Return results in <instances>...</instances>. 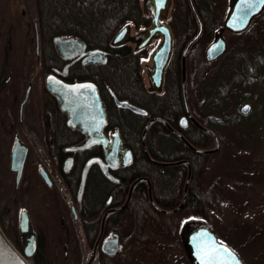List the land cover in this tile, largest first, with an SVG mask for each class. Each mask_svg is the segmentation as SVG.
Instances as JSON below:
<instances>
[{
  "label": "flooded vegetation",
  "instance_id": "1",
  "mask_svg": "<svg viewBox=\"0 0 264 264\" xmlns=\"http://www.w3.org/2000/svg\"><path fill=\"white\" fill-rule=\"evenodd\" d=\"M145 1L146 0L141 1L142 9ZM198 1L199 0H193V3L201 17ZM181 2L182 0H170L167 16L163 18L161 22L171 29L173 35L170 60L176 55L182 62L183 55L189 42L199 31V24L192 10L190 0H186L189 16L193 17L195 21H192L190 17L185 15L184 11H178ZM6 3H8L6 9L12 14L13 18V22L8 21L7 23H2L3 26L6 24L12 28L10 35L7 34L8 42H12L13 39H20V42L24 41L25 43L33 45L37 64L43 66L42 37L39 31L36 8L33 0L32 3L35 13L33 19L31 18V11L28 7L27 0H6ZM175 11H178V13L174 14ZM227 14L228 13L225 15L227 16ZM144 15H146L149 20L147 24L139 26L132 24L130 33L132 38L123 44H111L107 49L89 48L87 45L86 51L99 49L104 52L103 55L85 54L81 58L74 57L67 61L61 55L55 44V39L58 37L63 39L76 37L57 36L53 38L54 54L52 55V52L47 53L50 59H55L54 62L49 64V68H41L40 66V68L34 70L23 71L24 74L15 77V79L13 74L6 68L0 70V98H3V100L12 98L15 105L19 103L17 127L7 133L8 137L12 140L9 159L10 171L11 153L16 139L19 138L28 148V156L18 188H16L15 181L16 173L11 171L15 189L18 191L23 179L30 173L33 176V180L29 182L30 187L35 188V186H39L46 188L56 199L60 207L65 205L64 208L58 209L56 213L51 215V219L56 220L59 226L53 233L40 227L35 228L28 210L23 209L20 212V215L23 211L29 214L31 223L30 233L34 234L36 237L37 251L40 245L41 234L45 237L48 234L51 236L49 241L56 246L58 245V251L63 250L65 259L68 258V254L71 251L79 253L81 264H86L92 254H94V258L91 264H168L170 258L169 256L165 257V251L168 249H165V246L158 241L161 240V237L165 235L169 237L170 235L172 238H167L166 241L168 242L169 239L170 243V239H172L171 244L174 242V244L178 246L177 250L181 257L180 259L175 257L176 260H171V263L180 264L182 260L183 264H191L186 255L180 237L181 230L178 228L177 223L173 220L162 218L159 214L153 213L150 209L151 207L156 210L152 201L157 205L153 194V181L151 177L152 175H157L156 170L149 169V174L151 176L137 174V169L139 167L136 163L140 151L136 150L135 147L138 137L141 139L142 156L145 161H149L142 143L145 132L146 140L149 131L153 128L152 139L155 140V142L152 143V147L157 154L163 156L164 152L162 147L167 145L164 140L170 139V136H172L174 139L179 138L182 140L184 146H188L179 134L184 137L185 131L192 132L194 128H199L187 114L182 84L179 90L176 86L166 85L167 68L164 73V81L161 89L155 88L151 83L149 78L152 64L151 58L162 38H153L150 41H144L140 37L136 38L142 31L148 29L153 24V15L150 12ZM223 23L224 21L218 26L214 24L210 25L209 28L213 30L209 32L208 30L205 31L203 22V30L200 38L203 33H207L211 38L210 42L203 50L204 59L208 45L214 40L216 31L223 26ZM17 28L20 29L19 33H16ZM36 29L38 30L39 56L36 54ZM225 34L232 33L225 31ZM179 38L182 39L181 43L179 42ZM200 38L193 43L186 52V67L187 59L192 52L193 56H196L198 53L196 46ZM225 38L228 45L227 37ZM2 41L0 35V46ZM122 48H126L132 51L133 54L139 55L143 83L127 88L119 87L118 91H116L108 85H102L99 81L101 75L92 74L91 71L95 69V67L107 65L111 57L120 56L122 52L119 50ZM225 55L212 63L220 61ZM148 58L150 59V63L144 64V60ZM69 63H71V65L67 70H64L65 66ZM210 74V69H206L203 82L200 81L197 83L196 92L199 97L202 84L206 86L204 81L209 79ZM91 75L93 76V78H91L92 80L90 79ZM50 76L69 85L82 82H92L96 85L100 98L105 105L107 117V123L103 128V132L99 134V137L108 139V148H106L104 142H100L99 140L91 145H87V142L90 140L89 135L85 134L79 127L68 125L69 113L61 109L57 98L51 94L47 87V80ZM14 80L21 85H18V87L15 88L16 90L12 92L6 91L9 84ZM29 86H31L30 95L27 103L24 105L21 120L20 108ZM177 93L180 94V97ZM186 97L189 106L190 97L187 94V90ZM115 98L121 102H128L146 111V114L136 113L119 106ZM179 98L184 107L183 112L178 109L180 101L177 100ZM244 105L245 104L239 108L241 113H243L242 107ZM2 108L3 107L0 106V110H2ZM189 110L192 117L199 124L213 131L195 117L191 112L190 106ZM250 111L251 108L248 113ZM155 118L159 119L154 120L146 130L149 122ZM184 118H186V121L183 120ZM24 129L26 131H24ZM116 139H120L123 145L122 149L118 151L119 155L117 158L114 157V153L109 154L113 150L112 147H114V141ZM171 148L174 150L176 149L175 147ZM91 159H95L96 162L91 166L85 186L83 190H81L83 170ZM156 161L172 163L166 160ZM154 165L159 168L160 174H166L170 166ZM105 166H107V170L112 179L106 176L103 170ZM182 225L183 223L181 226ZM166 227L168 230L165 229ZM21 235L23 236L24 245L25 235ZM49 241L44 239L45 249L49 247ZM114 246L117 247V250L114 254H111L110 252H112ZM52 247L55 246L53 245ZM177 250L175 249V251Z\"/></svg>",
  "mask_w": 264,
  "mask_h": 264
},
{
  "label": "trees",
  "instance_id": "2",
  "mask_svg": "<svg viewBox=\"0 0 264 264\" xmlns=\"http://www.w3.org/2000/svg\"><path fill=\"white\" fill-rule=\"evenodd\" d=\"M142 0H33L36 8V17L39 31L42 37V64L41 68H49V64L55 59L47 56L48 52L54 54L53 38L57 36L76 37L86 42L89 48L107 49L111 46L114 36L127 24H147L148 18L144 15ZM201 18L205 25V31H212L209 26L221 24V21L214 20L216 12L210 8L215 7L211 0H207V7L203 8L200 1ZM6 0H0V35L3 40L0 46V70L6 68L15 77L24 74L23 71L40 68L34 54L33 45L13 39L8 42L7 34L10 35L12 28L2 23L13 22L12 14L6 9ZM184 11L189 16L186 0H182L178 11ZM175 11L174 14H177ZM218 13V12H217ZM224 15V14H223ZM222 15V17H224ZM223 19V18H222ZM214 28V26H213ZM20 29L17 28L16 33ZM264 12L259 14L250 27L238 34L242 48L237 49L232 55H225L220 61L215 82L209 86L202 84L200 97L197 95V83L203 82L204 71L214 70V63H207L203 58V50L211 38L203 33L196 50V56L192 54L187 59V84L186 90L189 95V106L191 112L204 125L211 128L219 141L221 148L216 153L201 154L188 146L183 145L179 138L164 140L170 150L176 148L172 155H159L152 147L155 140L152 139L153 128L146 137L147 149L155 160H166L179 162L186 160L190 164L170 165L166 174H160L159 168L145 161L143 158L141 139L136 140V150L140 151L136 165L137 174L148 175L149 169L156 170L157 175L151 176L153 181V194L157 205L163 210H174L182 203L185 194V187L191 169L190 179L187 186L186 202L178 212L166 215L159 211L150 209L153 213L159 214L166 220H173L178 228L181 224L191 219H204L211 226L215 224L216 218L221 216L226 205L235 206V202L229 199L231 192H240L242 195L251 194L254 198L263 201L264 186L252 183L255 175L251 173L252 167L244 163L245 143L255 142V136L262 120H264ZM182 39L179 38L181 43ZM120 56H113L107 65L95 67L91 73L100 76L102 85H108L118 91L120 88H127L143 83L141 61L138 54L122 48ZM197 52V51H196ZM8 54V55H7ZM8 57V58H6ZM48 65V66H47ZM93 78L91 75L90 79ZM97 79V78H96ZM203 79V80H202ZM92 80V79H91ZM166 85L176 86L178 90L182 84L181 59L174 55L166 70ZM21 85L15 80L11 82L6 91H14ZM25 85V84H24ZM180 93V92H179ZM178 96L180 97V94ZM179 110L184 111L181 99ZM250 104L251 111L243 114L239 108L243 104ZM0 224L20 250L23 248V236L18 229L20 212L26 209L30 212L35 228H42L55 231L58 226L51 215L56 213L60 207L56 199L46 188L35 186L30 187L33 176L29 173L25 176L18 191L15 189L13 174L9 170L10 147L12 140L8 132L17 127L18 106L13 103L12 98L3 100L0 98ZM234 107V108H233ZM184 137L195 148L210 150L215 147V139L206 131L194 128L192 132L185 131ZM228 149L232 161L230 169L224 175L217 176L210 184L205 182V175L212 162L220 157L222 152ZM32 177V178H31ZM40 192V193H39ZM245 201L236 208L239 215L244 211ZM49 218V219H48ZM48 219V220H47ZM212 226V228H213ZM167 229V227L165 228ZM215 230V228H213ZM236 237L224 236L225 243L236 250L243 257L242 248L249 244H257L264 240V225L254 227L236 221L233 224ZM168 230V229H167ZM216 232V231H215ZM178 234V233H177ZM181 237V236H180ZM51 236L40 237L39 249L33 259L34 264H81L79 253L70 252L65 259L63 250L58 251V245L49 241ZM44 239L49 241L47 249L44 247ZM55 247H52V246ZM245 262V261H244ZM245 264H248L245 262Z\"/></svg>",
  "mask_w": 264,
  "mask_h": 264
},
{
  "label": "water",
  "instance_id": "3",
  "mask_svg": "<svg viewBox=\"0 0 264 264\" xmlns=\"http://www.w3.org/2000/svg\"><path fill=\"white\" fill-rule=\"evenodd\" d=\"M170 0H146L143 4V12H150L153 15V24L148 29L142 31L136 38H142L144 41H150L153 38H162L160 44L154 51L151 61V69L149 73V78L152 85L161 89L164 81V73L169 64L172 46H173V35L171 29L163 24L161 21L167 16L168 7ZM192 10L195 17L197 18L199 24V31L197 35L189 42L185 53L182 59V90L185 108L187 114L193 119V121L198 125V127L213 136L215 139V147L210 150H201L195 148L185 137L181 134L180 137L185 141V143L194 151L201 154H211L216 153L221 148V142L219 141L216 134L199 124L191 115L189 106L187 103L186 97V84H187V67H186V52L195 43L201 36L203 30L202 19L193 3V0H190ZM264 11V0H229V11L224 20L223 26L218 29L215 33L214 40L208 45L206 49L205 59L207 63H212L218 60L220 57L225 55L228 49L227 41L224 36L225 31H229L233 34L241 33L247 30L253 19L257 17ZM132 24H127L121 28V30L114 36L111 44H123L124 42L130 40L131 36V26ZM37 35V45H36V54L39 56V39H38V30L36 29ZM55 44L57 45L61 55L65 60H71L74 57L81 58L85 54H94V55H103L104 52L95 49L87 50V44L77 38H56ZM85 52V53H84ZM99 59V58H98ZM71 63L67 64L64 70H67ZM47 87L51 94H53L62 110L69 113L68 125L73 127H79L85 134H88L90 140L87 142V145H91L96 141L104 142L106 148L109 147L108 139L104 137H99V134L103 132V128L107 123L105 105L102 102L98 88L92 82H82L69 85L56 79L53 76H50L47 80ZM31 86L28 87L24 101L21 104L20 108V119L22 120L23 108L27 103L30 95ZM116 103L126 109H129L136 113L146 114V111L139 109L138 107L128 103L121 102L116 99ZM251 106L250 104H245L242 107V112L248 113ZM159 118L152 119L146 127L148 129L149 125ZM183 120L186 121V118ZM145 130V131H146ZM146 133V132H145ZM145 133L143 135V148L146 154L147 159L160 166H168L175 164H187L188 161H179L172 163L158 162L153 159L147 149ZM122 141L116 139L114 141L113 150L109 154H115L117 158L118 151L122 149ZM28 156V148L24 145L19 138L16 139L10 160V169L16 173V188L19 187L23 171L25 167V162ZM96 162L95 159H91L86 164L83 175H82V184L81 190L85 186L87 175L91 166ZM105 168V169H104ZM105 174L108 178L112 179L111 175L107 170V166L103 167ZM191 174V169H189V175L185 187L184 199L180 206L174 210H163L158 207L153 201L152 204L157 211L164 214H174L178 212L186 202L187 186L189 183ZM19 230L24 236V245L23 249L20 250L13 243V241L6 235L4 230L0 225V264H34L33 257L37 251V242L34 234L30 233L31 223L29 214L26 211H23L19 218ZM181 239L183 246L186 252V255L191 264H236V261H239V264H245L240 254L234 250L228 244L220 241L215 230L212 226L204 219H191L187 220L181 229ZM117 250V247L114 246L111 254H114ZM233 257L235 259H233ZM94 258V254L90 257L86 264H91Z\"/></svg>",
  "mask_w": 264,
  "mask_h": 264
},
{
  "label": "rangeland",
  "instance_id": "4",
  "mask_svg": "<svg viewBox=\"0 0 264 264\" xmlns=\"http://www.w3.org/2000/svg\"><path fill=\"white\" fill-rule=\"evenodd\" d=\"M28 1V7L30 9L31 13V18L33 19L35 17L34 13V7L32 0H27ZM202 7L206 8V11L208 12V7L206 5L207 0H199ZM213 2V5L215 4V7H211L210 11L211 12H216V16H214V20L218 21H224L225 20V14L228 13V5H229V0H211ZM218 12V13H217ZM224 14V15H223ZM222 15L225 17H222ZM224 18V19H222ZM225 37H227L228 40V48H229V53L230 55L233 54L237 49L242 48V41L240 37H236L235 35L232 34H225ZM264 37V32L262 34ZM228 54V52H227ZM226 54V55H227ZM145 63H150V59L144 60ZM214 63V65H216ZM219 64H217L212 71V73L209 75V79L204 81V84L206 86H209L215 82V78L218 73V67ZM206 71V70H205ZM204 71V72H205ZM204 77V74H203ZM203 80V79H202ZM234 108V107H233ZM24 131H26L24 129ZM256 141L251 142V143H245L242 145L244 148V155L242 156V160L244 163H247L249 167H252L251 173L255 175V178L252 181V183L256 184H261L264 186V120L260 123V126L258 128V131L255 136ZM163 148V154L164 155H172L176 152V149L170 150L167 145ZM231 153L228 149H225L220 157L216 158L212 164L208 167L206 175H205V182L210 184L213 182L217 176L224 175L226 171L230 169L232 161V157L230 156ZM229 199H232L235 202V206H232L231 204L228 203L223 209V212L221 216L216 218V226L212 224L213 228H215L216 234L220 241L225 243V240L223 238L224 236H233L236 237V232L233 229V224L238 221L241 222L242 224H248L249 226L252 225L254 227H260L264 225V204L263 201L254 198L251 194H246L242 195L240 192L233 193L231 192L230 196H228ZM243 200L245 201V207L244 211L242 214L239 215V212H236L237 206L240 204H243ZM171 234V233H170ZM172 235V234H171ZM167 238H172L167 237L165 235L164 237H161L158 241L161 244L165 246V249L167 248L168 250L165 251V257L169 256L170 260H168V264H172L171 260H174L175 257L180 259L181 257L179 256V251L177 250L178 246L174 244L169 243L166 241ZM157 242V241H156ZM169 243V245H168ZM178 244V243H177ZM173 249V250H172ZM175 249L177 251H175ZM243 250V261H245L248 264H264V240L260 242H257V244H249L246 247L242 248ZM169 251V252H168ZM176 260V259H175ZM182 260H181V263Z\"/></svg>",
  "mask_w": 264,
  "mask_h": 264
},
{
  "label": "snow or ice",
  "instance_id": "5",
  "mask_svg": "<svg viewBox=\"0 0 264 264\" xmlns=\"http://www.w3.org/2000/svg\"><path fill=\"white\" fill-rule=\"evenodd\" d=\"M233 259H235V258L233 257ZM236 264H239V261H236Z\"/></svg>",
  "mask_w": 264,
  "mask_h": 264
}]
</instances>
